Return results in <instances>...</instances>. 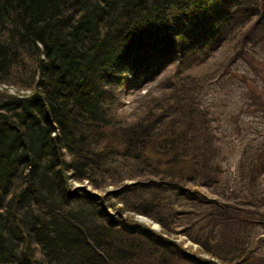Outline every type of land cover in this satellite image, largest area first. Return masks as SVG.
I'll return each mask as SVG.
<instances>
[{"label":"trees","instance_id":"trees-1","mask_svg":"<svg viewBox=\"0 0 264 264\" xmlns=\"http://www.w3.org/2000/svg\"><path fill=\"white\" fill-rule=\"evenodd\" d=\"M256 44L264 0H0V264H264V144L202 188L230 154L201 89Z\"/></svg>","mask_w":264,"mask_h":264},{"label":"rangeland","instance_id":"rangeland-1","mask_svg":"<svg viewBox=\"0 0 264 264\" xmlns=\"http://www.w3.org/2000/svg\"><path fill=\"white\" fill-rule=\"evenodd\" d=\"M252 50L254 55L248 52L250 61L245 62L243 59L235 61L230 65L232 72L227 73V75H223V71H217L212 77H208V84L201 89L205 91L203 101L217 115L218 135L227 141L228 155L230 154L224 160L225 177L227 176L228 182L222 185L220 192H216L214 188L202 187L205 191L213 195H224L228 193L231 187L236 189L240 187L238 182L240 173L237 169V163L244 144L250 141H252V144L254 142L264 144V112L255 106L256 104H250L251 101L249 98L250 94H259L260 97L264 96V44H256ZM214 53H211L212 58H215ZM198 68L196 67L195 69ZM168 72L171 73V69L167 70ZM158 79H160V76L140 89H127L128 91H121L120 89L118 96L123 102V110L131 111L146 93V90L157 92L159 90L156 84ZM3 87L14 92V88L12 87L0 85V88ZM253 103L255 102L253 101ZM229 113L234 115V121L237 124L238 131L232 128L231 121H229L228 117ZM71 182L72 187L83 185L91 189L86 180L84 182ZM141 216L150 220L145 215L136 214L134 216L136 222L155 230L160 228L156 222L153 223V220H150L151 224L140 221L139 217ZM178 237L184 238V235L180 234ZM189 243H192L194 247L197 246L196 243L187 238L185 244Z\"/></svg>","mask_w":264,"mask_h":264},{"label":"bare ground","instance_id":"bare-ground-1","mask_svg":"<svg viewBox=\"0 0 264 264\" xmlns=\"http://www.w3.org/2000/svg\"><path fill=\"white\" fill-rule=\"evenodd\" d=\"M139 219H140V221H142V222H148V223H150V220H147V218H144V217H139ZM151 224V223H150Z\"/></svg>","mask_w":264,"mask_h":264},{"label":"water","instance_id":"water-1","mask_svg":"<svg viewBox=\"0 0 264 264\" xmlns=\"http://www.w3.org/2000/svg\"><path fill=\"white\" fill-rule=\"evenodd\" d=\"M153 223H155V222H153ZM158 224V223H157ZM159 225V224H158Z\"/></svg>","mask_w":264,"mask_h":264}]
</instances>
